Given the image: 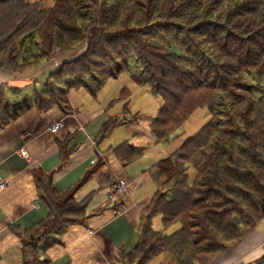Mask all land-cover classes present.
Here are the masks:
<instances>
[{"label":"trees","instance_id":"16d2710c","mask_svg":"<svg viewBox=\"0 0 264 264\" xmlns=\"http://www.w3.org/2000/svg\"><path fill=\"white\" fill-rule=\"evenodd\" d=\"M22 49L26 55L20 57ZM80 49L32 98L8 103L0 92V129L31 109L58 106L69 114L71 90L84 88L95 98L134 55L142 70L136 83L162 100L149 119L156 142L203 105L211 118L150 169L157 190L142 211L137 244L122 260L146 264L170 254L175 264H210L264 218V100L251 87L264 91V0H53L46 9L37 2L0 0V69L19 75L51 55ZM124 124L108 121L99 138ZM113 152L128 165L144 149L123 143ZM102 163L97 160L62 194L50 175H38L49 215L22 235L16 232L23 264H47L39 253L53 243L50 236L86 219L88 200L77 202L74 194ZM157 214L165 230L175 224L179 229L171 235L155 231Z\"/></svg>","mask_w":264,"mask_h":264},{"label":"crops","instance_id":"0c3cea01","mask_svg":"<svg viewBox=\"0 0 264 264\" xmlns=\"http://www.w3.org/2000/svg\"><path fill=\"white\" fill-rule=\"evenodd\" d=\"M52 67V61L41 63L28 68L32 70L24 71L21 78L0 69V92L8 103L10 98L18 102L11 93L27 80H47ZM68 102L69 114L58 106L31 109L0 129V176L7 184L0 190V264H23L19 234L49 215L37 187L38 175H50L62 194L99 159L101 167L74 194L77 202L88 200L86 219L52 234L53 243L40 251V259L47 264H124L122 257L137 244L142 211L157 190L152 188L150 169L132 166L135 161L124 165L113 152L116 147L99 138L103 125L115 116L112 103L108 106L99 93L94 98L84 88L71 90ZM57 123L59 130L51 133ZM119 180L125 182V191L112 200L109 194ZM262 259L264 218L210 264H257Z\"/></svg>","mask_w":264,"mask_h":264},{"label":"rangeland","instance_id":"374dc122","mask_svg":"<svg viewBox=\"0 0 264 264\" xmlns=\"http://www.w3.org/2000/svg\"><path fill=\"white\" fill-rule=\"evenodd\" d=\"M28 3H39L42 8H50L53 5V0H25ZM27 43V42H26ZM29 44V43H28ZM28 44L25 48L28 47ZM31 45V42L30 44ZM23 50V49H22ZM84 49H80L75 52H59L55 55H51L48 61L54 63V67L49 70H57L63 63L72 62L80 55ZM25 50L21 52V56L26 55ZM19 58V62H21ZM40 63V64H41ZM39 66V65H38ZM35 66V67H38ZM123 68L116 78H109L105 81V84L99 91V95L102 96L103 100L109 106L112 103V110L114 115L112 119L119 122L126 123H136V120L141 118L138 124L133 125H119L104 138V142L115 148L123 143H128L134 147L143 148V155L137 159L132 166L140 167L141 165H148V169L153 168V166L162 159H165L173 152H175L181 145V143L189 137L195 136L201 128L209 122L211 116L209 112L208 105H203L202 107L196 109L189 118L171 133L168 138L164 141L156 142L151 131L149 129L148 121L151 118L157 116L158 111L161 107L162 100L159 96H155L148 85H139L136 83L135 78L142 74V70L135 61V56L131 55L127 58L126 63H122ZM30 67H26L21 71V74L16 75L19 78L22 77L23 72ZM68 68H72L69 66ZM7 70V69H5ZM52 71V72H53ZM28 75V74H26ZM44 80V81H43ZM46 82L44 78H33L31 80L25 81L20 84L19 89L12 92L10 97L13 96L15 101H21L26 98H32L36 90H40L43 84ZM252 89L259 99L264 100V91L256 87L255 83L251 84ZM59 99V96L56 95ZM11 103L14 100L9 99ZM138 116V117H137ZM3 123L0 121V124ZM106 146V147H108ZM195 177V170L190 165L188 172V181L192 183ZM152 188L157 189L156 185L152 183ZM180 225L175 224L168 229H164L162 218L160 215H155L152 219V228L155 231H163L166 235H171ZM232 243H229L231 245ZM146 264H175L173 258L170 254L158 256Z\"/></svg>","mask_w":264,"mask_h":264},{"label":"built area","instance_id":"2783aa9c","mask_svg":"<svg viewBox=\"0 0 264 264\" xmlns=\"http://www.w3.org/2000/svg\"><path fill=\"white\" fill-rule=\"evenodd\" d=\"M61 124L57 123L54 126H52L50 128V132L51 133H57V131L59 130ZM6 182L5 180L2 178V176H0V190H3L6 188ZM125 182L123 180H119L114 186L113 189L111 191V193L109 194V198L110 199H114L116 195L121 194L125 191Z\"/></svg>","mask_w":264,"mask_h":264}]
</instances>
